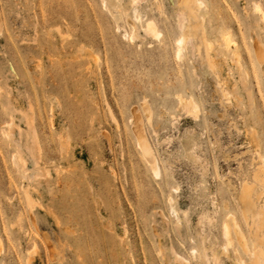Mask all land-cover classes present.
<instances>
[{
    "label": "rangeland",
    "instance_id": "374dc122",
    "mask_svg": "<svg viewBox=\"0 0 264 264\" xmlns=\"http://www.w3.org/2000/svg\"><path fill=\"white\" fill-rule=\"evenodd\" d=\"M130 1L0 0V264H238L221 229L248 232L239 188L264 158V0H202L180 59L178 0Z\"/></svg>",
    "mask_w": 264,
    "mask_h": 264
},
{
    "label": "bare ground",
    "instance_id": "6f19581e",
    "mask_svg": "<svg viewBox=\"0 0 264 264\" xmlns=\"http://www.w3.org/2000/svg\"><path fill=\"white\" fill-rule=\"evenodd\" d=\"M136 2H137V0H131L129 2V4H135ZM203 5H204V2L202 0H178V2H177L175 11H177V13H178L177 19L179 21L178 20L177 21L179 22V24H180L179 28L181 29L180 36H178L177 37L178 39L175 40L176 41L175 56L177 59L182 58L184 50L189 45L190 46L192 45L191 44L192 43L191 42L192 37L194 38V36H196L198 34V29H199L200 25H198V23H196L197 20H195L196 19L195 13L197 14V12H198L197 10H199L200 7L202 8ZM254 9L256 11H259V6L255 5ZM125 12H126V9H125L124 13ZM113 18L115 20H118V17H116V16H114ZM260 18L262 21H264V14L260 13ZM189 19H192L194 21V24H190L191 21L189 22ZM137 20H139V18H137ZM141 28H142V32H144L145 35L150 36L151 38L158 39L159 37L162 36L161 32L157 29V27L154 25V23L150 19L145 21V23L141 26ZM136 31H135V29L132 30L131 39H134L137 36ZM226 32H228V31H226ZM201 34L203 35V33H201ZM221 40H222V44L219 46V48L221 47V49H217V50H219L220 55L224 58H225V56H229L231 58V61L236 66H238V68H239L240 63H241V57H240V53L238 51V48L236 46V43L234 42L235 40L233 41L231 39V36H229L228 33L223 34L221 37ZM202 43L205 46L206 52H208L209 50L211 51L213 49V45L211 43H209V41L208 42L205 41L204 36H203ZM252 46H253V44H252ZM262 52H264V50ZM208 56H209V54L206 57V59L208 58L207 64L209 63L208 65L211 68H214L215 65H213L210 62L211 60H209ZM210 59H211V57H210ZM258 60H260V59H258ZM212 71H213V69H212ZM243 85H245L244 81H243ZM193 99L192 98L186 99V98L179 96L178 100H177V105H178L177 107H179L186 115H188V117L190 116L191 118L196 119L198 116L199 107ZM140 108H142L143 112L146 113L145 117H148V118L151 117L149 111L147 110V107L145 106V104L141 105ZM137 112H138V110H137ZM150 112H151V110H150ZM132 114H133V118L131 119V128H132V132L134 133V137L136 139V144L139 147V149L141 150V153L144 156L147 164L150 165V167L152 169L151 172L153 171V175L154 174L156 176L161 175L159 173V169L157 166V160L155 157L156 155H154V153L151 150V148L149 147L146 139L144 138L145 136L143 135L144 133L141 130L142 128L136 127L137 124H139V114H137L135 111H133ZM29 123L31 124V122H29ZM13 125H14V122L11 119L7 124V135H8V137H10L12 135V126ZM255 151H257V150L255 149ZM257 154H255V156ZM260 156L261 155H259L260 164L253 171V174L251 176V183L248 184L249 182H246V183L244 182L241 185V188H239L240 191H239L238 199H237V203H238V206L240 209V213H241V216L244 220L246 227L248 228V232H246L242 228V225L238 222V220L235 218V216L233 214H228L227 215V221L223 222V224H222L221 231H222V235H223V238L225 241V244L223 246V250L226 251L228 248H231L233 253L237 256V263L238 264H264V200H263L262 192H260L259 190L256 191V189H255V187L260 188V189H264V158H262V157L260 158ZM21 165H22V167H24V165H25L24 162L23 163L21 162ZM26 192H28V191H26ZM169 201H171V200H169ZM261 201H263V202L260 203ZM27 202H28V200H27ZM171 207H172L171 211H173V213H174L175 209H173V206H171ZM235 243L237 244L238 249H240L243 252L246 259H244L243 257H241L237 254L238 249L235 247ZM192 253H193V255H195V254H197V251L192 250ZM181 263L187 264V262L185 260H182ZM181 263H179V264H181Z\"/></svg>",
    "mask_w": 264,
    "mask_h": 264
}]
</instances>
